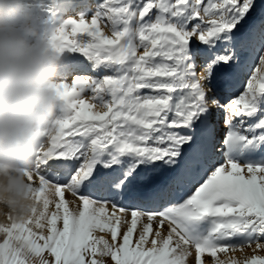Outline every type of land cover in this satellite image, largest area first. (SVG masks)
<instances>
[{"label": "snow or ice", "instance_id": "snow-or-ice-1", "mask_svg": "<svg viewBox=\"0 0 264 264\" xmlns=\"http://www.w3.org/2000/svg\"><path fill=\"white\" fill-rule=\"evenodd\" d=\"M59 7L68 12L75 0ZM257 7L100 0L90 19L86 11L56 16L48 28L63 53L60 71L75 75L80 65L67 54L79 53L103 74L59 80L64 109L37 145L29 176L38 177V200L51 196L31 219L0 224V264H188L193 250L195 264L205 256L207 264H264V5L252 23ZM193 38L206 51H194ZM246 71L239 95L213 87ZM221 111L218 138L213 117ZM124 200L159 210H131L129 221Z\"/></svg>", "mask_w": 264, "mask_h": 264}, {"label": "clouds", "instance_id": "clouds-1", "mask_svg": "<svg viewBox=\"0 0 264 264\" xmlns=\"http://www.w3.org/2000/svg\"><path fill=\"white\" fill-rule=\"evenodd\" d=\"M33 0H0V224L23 223L43 209L29 181L37 145L64 102L58 91L63 53L40 24Z\"/></svg>", "mask_w": 264, "mask_h": 264}, {"label": "bare ground", "instance_id": "bare-ground-1", "mask_svg": "<svg viewBox=\"0 0 264 264\" xmlns=\"http://www.w3.org/2000/svg\"><path fill=\"white\" fill-rule=\"evenodd\" d=\"M99 2H100V0H85L83 2L80 1V0H75L76 7H74L71 10H69L68 12H65V13L63 12V13L65 14V16L67 18L68 17L76 18V17H78V14L81 11H86L88 13V18L90 19V16H91L92 12L94 11L96 4H98ZM85 5H87V7ZM260 6L261 5L258 4L257 10L253 13L252 23H255L256 21H258L261 18L262 13H261V7ZM34 9H35V12H36V15H37V19L40 18V19L45 21V19H47L49 17V14L46 13V12L40 11L41 9H38V8H34ZM40 24H42V23H40ZM105 31H108V29H105ZM196 51L204 52V51H206V49L203 47V48L198 49ZM71 61L73 63H77V64L80 65V69L75 73V75L96 76V74L97 75L99 74V73L91 70V67H90L89 63H86L84 61L76 62V61H73L72 59H71ZM197 63H198V65L202 66L204 61L199 56H197ZM197 71L199 72L200 68H198ZM248 74H249V72L246 71L243 74H241L240 76H238L237 78L233 79L232 81H227V82H222V81H218V80L214 79L213 80V87H215L217 90H219L223 97H225V98L232 97V96L235 95V89L232 88V87H236L235 86V81L236 80L241 81L243 79L247 80ZM75 75H67V76H65L64 73H63V70L61 69V71L59 72V77L58 78H59V80H61L63 82L71 83V80L75 78ZM91 95L92 94L90 92H86L85 94H83V98L90 99ZM223 117H224V113L222 111L219 113L218 117H216V116L213 117V124L216 126V129H217L216 136L218 138L222 137L224 135L225 131H226V128H225V126L223 124ZM217 154H219V155L217 156ZM222 159L223 158H222L220 153H215L213 155V157H212V160L214 162H217V163L218 162H222ZM211 166H212V163L210 162L209 167H211ZM31 183H33L34 185L38 184V177H34L33 180L31 181ZM194 187L195 186H193L191 189L185 190V192L183 194L177 196L175 198V202H177V203L181 202L184 198H186L187 195L191 194V192H194ZM100 195L102 196L103 194H100ZM65 198L68 199L69 201L74 199L67 192L65 193ZM120 206H123V207H126V208L129 209V215H128L129 221H130V211L131 210H136V209L145 210V211H148V210H159V209L153 208L151 206L138 204L135 201L129 202L127 200L122 201ZM51 207L54 208V205L51 206ZM108 211H109V213H111V211H112L111 206H109ZM122 231H123V229H122ZM95 235L97 237L104 236L105 239H108L111 242L110 233L97 231L95 233ZM119 239L120 238L118 237V240ZM194 255H195V253H194V250H193V255L188 258V264H195Z\"/></svg>", "mask_w": 264, "mask_h": 264}, {"label": "rangeland", "instance_id": "rangeland-1", "mask_svg": "<svg viewBox=\"0 0 264 264\" xmlns=\"http://www.w3.org/2000/svg\"><path fill=\"white\" fill-rule=\"evenodd\" d=\"M80 1H85V0H80ZM59 4H60V0H57V5H58V7L56 6V0H33V3L32 4H30V7H32V8H38V9H41L40 11H42V12H46V13H48L49 14V17L47 18V19H45V21L44 20H42V19H38V22L39 23H42V25H44V26H46V27H49V26H51V24L53 23V21H54V19H55V17L56 16H63V18H67L66 16H65V12L63 13V10H62V8H60L59 7ZM257 4H260V5H263L264 4V0H257ZM36 5V6H35ZM45 10V11H44ZM49 10H51V11H49ZM65 16V17H64ZM42 20V21H41ZM45 22V23H44ZM238 35V37H239V35L240 34H237ZM192 43V47H193V50L194 51H196V50H198V49H201V48H203L204 46L203 45H200L196 40H195V38H193V41L191 42ZM142 51V50H141ZM67 56L68 57H70L73 61H76V62H80V61H84V62H86V63H89L90 64V62H88L87 60H86V58H84L81 54H79V53H75V54H67ZM254 65H255V62H253V68H254ZM103 73H99L98 75H102ZM249 74H250V72H249ZM248 74V75H249ZM97 75V74H96ZM246 79H243V80H241V81H238V80H236L235 81V86L236 87H232V88H234L235 89V95L234 96H236V95H239L242 91H243V89H244V86H245V84H246ZM237 90V91H236ZM233 97V96H232ZM247 123L248 124H252V123H254V121L253 120H248L247 121ZM219 154H217V156H218ZM257 155L259 156V155H264V151H261V150H257ZM232 242H236V241H232ZM253 247H254V245H253ZM244 254H247V255H251L252 253H251V249H249V248H245L244 249ZM47 255V254H46ZM222 258L224 257V254H219ZM229 255H231V253H229ZM235 256H236V258L237 259H241L242 258V254H241V252L240 251H237L236 253H235ZM103 259H105V261H106V264H112V262H110V257H104ZM208 259H210V258H208L207 256H205V264H207V261H208Z\"/></svg>", "mask_w": 264, "mask_h": 264}]
</instances>
